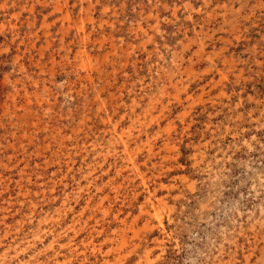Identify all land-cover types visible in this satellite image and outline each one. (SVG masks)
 Here are the masks:
<instances>
[{
	"label": "rangeland",
	"instance_id": "374dc122",
	"mask_svg": "<svg viewBox=\"0 0 264 264\" xmlns=\"http://www.w3.org/2000/svg\"><path fill=\"white\" fill-rule=\"evenodd\" d=\"M0 264H264V0H0Z\"/></svg>",
	"mask_w": 264,
	"mask_h": 264
},
{
	"label": "bare ground",
	"instance_id": "6f19581e",
	"mask_svg": "<svg viewBox=\"0 0 264 264\" xmlns=\"http://www.w3.org/2000/svg\"><path fill=\"white\" fill-rule=\"evenodd\" d=\"M90 8V7H89Z\"/></svg>",
	"mask_w": 264,
	"mask_h": 264
}]
</instances>
